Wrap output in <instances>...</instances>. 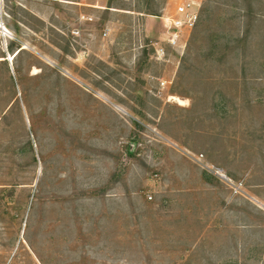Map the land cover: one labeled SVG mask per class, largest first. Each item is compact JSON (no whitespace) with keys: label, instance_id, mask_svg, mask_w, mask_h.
<instances>
[{"label":"rangeland","instance_id":"374dc122","mask_svg":"<svg viewBox=\"0 0 264 264\" xmlns=\"http://www.w3.org/2000/svg\"><path fill=\"white\" fill-rule=\"evenodd\" d=\"M174 9L0 0V264H264V0Z\"/></svg>","mask_w":264,"mask_h":264},{"label":"built area","instance_id":"2783aa9c","mask_svg":"<svg viewBox=\"0 0 264 264\" xmlns=\"http://www.w3.org/2000/svg\"><path fill=\"white\" fill-rule=\"evenodd\" d=\"M175 2L174 17L168 26L164 25L163 37L169 45L178 44L184 30L194 28L200 17L202 3L206 0H173Z\"/></svg>","mask_w":264,"mask_h":264},{"label":"bare ground","instance_id":"6f19581e","mask_svg":"<svg viewBox=\"0 0 264 264\" xmlns=\"http://www.w3.org/2000/svg\"><path fill=\"white\" fill-rule=\"evenodd\" d=\"M173 100H175V98H173ZM180 102V101H179ZM181 104V103H180Z\"/></svg>","mask_w":264,"mask_h":264}]
</instances>
